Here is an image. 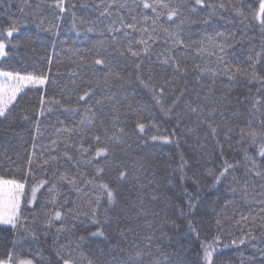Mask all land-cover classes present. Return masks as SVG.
<instances>
[{"label": "snow or ice", "instance_id": "snow-or-ice-1", "mask_svg": "<svg viewBox=\"0 0 264 264\" xmlns=\"http://www.w3.org/2000/svg\"><path fill=\"white\" fill-rule=\"evenodd\" d=\"M78 7L83 15H78ZM247 7L259 20L261 38L259 44L249 41L243 60L231 52L247 34L216 26L217 20H228L229 13L244 24L248 16L242 0H82L79 5L75 0H37L34 5L33 0H22L21 17L14 18L7 10L0 13V58L22 43L35 44L26 35L28 16L39 31L55 37L60 36L55 21L70 16L71 30L88 43L78 48L75 41H59L76 55V68L69 70L60 97L41 93L25 165L0 174V229L13 237L27 234L37 244L51 238L55 261L49 259L47 264H226L218 261L222 254L218 245L250 248V254L239 252V264H264V183L259 185L258 198L250 191V181H264V0H259L258 9ZM44 9L52 11L53 21L47 20ZM193 26L200 29L198 39L193 38ZM54 58L59 64L53 47L52 55L44 57L48 72ZM81 66L86 71L78 70ZM56 83L45 72L0 71V118L8 119L18 97L28 95L26 89L40 91ZM237 86L245 88L246 94L233 97ZM233 103L235 108L225 115V108ZM59 110L61 114L55 115ZM50 117H54L53 133L37 151L36 138L44 135L41 118ZM161 117L175 122L171 132L161 134ZM201 127L207 129L205 137L215 139L219 163L200 171L196 167L200 159L192 163L178 153L174 171L182 188V202L175 205L179 214L172 218L163 210L144 209V197L162 198L153 181L133 185L141 206L134 215L119 214L125 186L144 172L143 162L129 155L130 141L146 143L155 130L152 141L174 142L179 148L182 137ZM196 142L199 149L206 147L199 135ZM225 143L239 159L229 158ZM208 178L211 183H205ZM188 180L193 191L183 186ZM222 186L231 199H224L221 211L215 213L219 232L222 214L235 205L237 196L259 205L258 212L240 214L239 235L230 245L222 244V235L201 241L211 222L197 218L201 193L216 192L214 202L219 203ZM230 219H235V213ZM182 225H186L185 236L199 241L198 249L181 241H176L179 247L173 245L170 233L181 231ZM99 239L104 243L99 255L86 254L85 249L96 246ZM44 260L42 249L35 254L17 251L15 239L0 254V264H43Z\"/></svg>", "mask_w": 264, "mask_h": 264}, {"label": "trees", "instance_id": "trees-1", "mask_svg": "<svg viewBox=\"0 0 264 264\" xmlns=\"http://www.w3.org/2000/svg\"><path fill=\"white\" fill-rule=\"evenodd\" d=\"M37 0H33V5ZM79 5L82 0H75ZM245 4V12L248 16V19L245 20L244 24H240V18L235 16L234 13H229V19L225 21H216V26L220 30L225 28L229 30H239L246 33V38L241 41L231 52V55L236 56L239 54V59H245V54L249 47V41L259 44L261 38L260 24L259 20L253 16L252 11L248 9V5H251L252 8L258 9L259 0H242ZM22 0H0V13H4L7 10L8 13L12 14L14 18L21 17V13L18 8L21 6ZM44 15L48 21H53V13L50 9H44ZM78 15H83L84 13L79 9H76ZM28 21V28L26 31L27 36L33 37L36 41L33 47H25L23 43L19 48H14L9 50V55L0 59V70L3 71H13L21 72H45L49 75L50 79H55L56 84L45 85L44 89L37 91L35 89L25 91L28 92V95L25 96L22 100L19 99V103L16 105L15 109L12 111L11 115L8 116L7 120L0 118V174H7L9 168L15 169L17 166L25 165V157L31 152L33 136L35 133L36 126V113L40 107V95L43 92L46 96H61V88L64 84L69 81V70L76 68V64L73 61L77 60L75 54L67 51V46L59 43L61 40H68L69 44L76 42V47L85 48L88 46L86 41H83L81 38L77 37L75 32L71 30V17L66 16L63 21L56 20V23L60 24V36L55 37L52 33L47 31H39L35 24H33L32 17H26ZM47 26V24H46ZM83 26H81V31ZM193 38L198 39L200 36V29L197 26L192 27ZM56 40V44L53 45L51 42ZM53 47L55 52L59 57L60 63H56L54 58L53 64L51 65V72H48V65L44 57L46 55H52ZM91 57L89 56V62ZM57 69L59 74L57 75ZM81 71H86V69L81 66ZM191 79V75H189ZM206 82H210L205 77ZM254 91V89H253ZM238 94H246V89L240 86H237L233 91L232 95L235 97ZM235 108V103L231 106L225 108V115H230L231 111ZM27 110V111H25ZM62 110H59L55 115H60ZM29 117L28 120L24 119V116ZM54 122V117H50L45 120L41 118L40 127L41 131L44 133L43 136H38L36 138V143L38 145L37 151H39L40 145H46L48 143V138L53 133L51 128V123ZM174 121H168L167 118H158V125L160 127L161 134H167L171 132ZM206 128L201 127L199 131L195 134L182 137L179 142V148L176 144L170 143L165 144L163 141H152L150 135L156 134L155 130L149 133L148 137L145 140H138L133 138L131 143V149H129V155L138 158L143 162L144 172L142 175H139V179H132L125 186V190L122 193L121 205L118 209L119 214L123 216L124 213L129 215H134L136 211L140 209V204L135 200L136 188L133 185L138 184H148L149 181H153L152 187L156 189L157 194L161 195V199L153 200L150 196L144 197L143 207L148 212L152 211H166L172 218H175L179 214V210L175 207L176 204L182 202V188L178 175L174 171L178 162L179 156L178 153L183 152L185 157L188 158L192 163H195L196 160L200 159L201 163L196 167L200 171H203L204 167H211L212 163H219V149L216 148L215 139L208 135L205 137ZM196 135L200 136V143L204 144L206 147L204 149H199L197 147ZM223 141V135L219 137ZM225 152L231 158L233 155L237 156L239 159V154L233 150H229L227 144H224ZM207 153V155H205ZM123 157L121 153L117 158L120 159ZM203 157V159H201ZM214 158V159H213ZM191 175V171H189ZM237 176H242L241 172L236 173ZM171 180L172 183L169 184L168 181ZM205 183H211L210 178H208ZM227 183V182H226ZM264 183L256 179L250 181L252 185L250 191L253 197L258 198V193L262 190L259 185ZM184 187H187L189 191H193L192 181L188 180L184 182ZM216 192L208 194V190L205 189L201 193L202 204L198 209L197 218H205L207 221L211 222V229L205 230L202 232L200 240L205 238L211 239L213 236L222 235V244H231V239L239 235V226L236 221L239 220L240 214L248 215L249 213H255L259 211L258 204L245 203L240 200V197H236V203L234 206H230L226 213L222 214L221 220L223 225L222 233L216 229L215 226V213L221 211V206L224 202V199H231L230 195L226 194V186L219 188V195L221 200L219 203H215ZM169 197L170 201L166 202L163 197ZM135 203L136 207L133 208L132 204ZM215 210V211H214ZM163 211L161 214L163 215ZM203 213H207L206 217H202ZM235 213V219H230ZM147 219H152L151 216H148ZM143 220V218H142ZM141 220V223H142ZM132 226L136 227V222H132ZM246 226V223L245 225ZM186 225H182V230L179 232H172L170 235L173 236V245L179 247V244L176 241H181L185 247H190L193 249L199 248V241L194 236H185ZM16 241V250L29 252L31 251L35 254L38 249H42L44 252L45 260L43 264H47V261L51 259L55 261L54 251L52 249V240L48 239L46 243L37 244L33 242L27 234L16 235L13 237V234L8 231L0 229V254L4 253L7 249L12 247V241ZM165 244L168 243L166 238H161ZM104 247L102 239L96 241V246L89 247L85 249L86 254L89 252H95L99 255V248ZM221 251V255L218 257V261H225L226 264H239V252L245 251L246 254H250V248L245 249L244 246H241L239 250L235 247H228L226 249H221L220 246H217ZM171 250V249H170Z\"/></svg>", "mask_w": 264, "mask_h": 264}, {"label": "rangeland", "instance_id": "rangeland-1", "mask_svg": "<svg viewBox=\"0 0 264 264\" xmlns=\"http://www.w3.org/2000/svg\"><path fill=\"white\" fill-rule=\"evenodd\" d=\"M0 59H2V58H0ZM0 71H3V70H0Z\"/></svg>", "mask_w": 264, "mask_h": 264}]
</instances>
